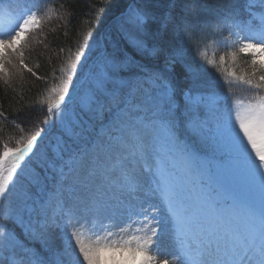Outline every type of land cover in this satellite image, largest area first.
I'll return each instance as SVG.
<instances>
[{"label": "snow or ice", "instance_id": "snow-or-ice-1", "mask_svg": "<svg viewBox=\"0 0 264 264\" xmlns=\"http://www.w3.org/2000/svg\"><path fill=\"white\" fill-rule=\"evenodd\" d=\"M255 3L167 0L161 11V0H126L115 16L122 51L109 50L102 23L68 50L43 115L14 145L0 141V264H103L105 252L121 254L111 264H157L165 234L174 250L159 264H264V61H251L257 83L238 77L257 98L233 106L230 87L206 91L212 62L194 69L186 59L189 47L233 38L239 53H264V0L259 13ZM34 8L0 0V72L18 54L43 80L20 51L41 28ZM47 137L54 143L38 155ZM102 220L103 237L85 243L81 230ZM111 229L126 238L110 239Z\"/></svg>", "mask_w": 264, "mask_h": 264}, {"label": "trees", "instance_id": "trees-1", "mask_svg": "<svg viewBox=\"0 0 264 264\" xmlns=\"http://www.w3.org/2000/svg\"><path fill=\"white\" fill-rule=\"evenodd\" d=\"M125 2L126 0H112L111 5H109L108 0H43V9L46 10L41 16V28L40 30H31L23 38V43L29 38H35L38 34L44 33L43 40H39L38 37L39 41L37 40L38 42L24 54V62L36 72L37 76L45 79L38 80L36 76L22 68L19 65V57L12 59L10 63H4L6 69L8 71L10 69L12 74L10 73L5 78L0 72V111L5 112L8 116L7 122L0 119V141H8L10 146L14 145L15 140L19 139L21 135H25L31 128V125L27 124L26 121L33 113L43 115L41 102L47 97L45 94L48 93L49 87L54 82L53 77L59 76V69L65 64L64 62L69 55L68 50L71 49L74 52L77 46L84 42V36L89 31L97 32V25L102 23L103 26L99 28L101 32L108 27L109 23L114 21L115 32L120 36L115 16ZM216 3L218 6H235L242 10V0H216ZM166 4L167 0H161V11L165 9ZM100 8L107 10L102 20L97 21L95 17ZM112 37L115 41L114 34ZM122 44L124 47L123 42ZM210 45L216 46L217 44L209 41L207 47ZM217 46L219 51L215 52L213 65L208 67V74L204 77L210 86L206 91H211L214 87L217 93L224 94L230 87L231 91L238 94V90L230 83L233 81L234 85L238 86L237 82H240L238 77L241 76L252 79L253 84L258 82L261 72L257 71L260 74L252 76L251 61L254 57L239 53L238 44L235 42L228 48ZM202 48H205L203 44L200 45L199 52ZM116 50L120 52L118 47ZM199 52L195 48L189 47L186 59L192 62L194 67L199 63ZM221 55L225 57L223 62L220 61ZM230 73H235V76H230ZM243 85V83L240 84V86ZM243 90L246 93L241 96L242 98L253 100L257 98L255 89L244 86ZM29 108H32L33 111L30 112ZM20 109L23 111H20L17 116ZM13 117H16V124L19 127L12 123ZM21 128H24L23 133L20 131ZM53 243L55 244L57 241L53 240Z\"/></svg>", "mask_w": 264, "mask_h": 264}, {"label": "rangeland", "instance_id": "rangeland-1", "mask_svg": "<svg viewBox=\"0 0 264 264\" xmlns=\"http://www.w3.org/2000/svg\"><path fill=\"white\" fill-rule=\"evenodd\" d=\"M11 1L15 5L16 0H11ZM21 1H23V0H21ZM25 1H27V2H25ZM25 1H24V3H27L29 6H31L33 3L39 5V8L38 9L34 8L33 10L34 11H37V15L41 18V16L44 14V12L46 10V9H43L44 8L43 5H42L43 0H25ZM24 3H21V4H24ZM246 3H248V0H242V8H241L242 10H243L244 5ZM253 10H255L257 13H259L261 11L260 6L258 4V0H256V3L253 5ZM244 18L245 19H248V15H247L246 12L244 13ZM113 23L111 24V27L109 26L108 29L106 30V32L104 33V39L108 41L109 50H116L117 49V46L119 45V50L122 51L124 48L121 47V44L118 41V40L121 39V37L118 36V34H117V38L115 39V41L113 40V37H112V34H114L115 31H116L115 26H114ZM254 23H258V21H254ZM93 34L95 35L96 32H93ZM223 35L227 36V32H224ZM43 36H44V33H40L35 38L34 37L31 38V39L29 38L27 41L24 40L25 43H23V38H22V40H21L22 47H21L20 51H22L24 54H26V52L30 48H32L35 45V43H37L39 40H43V38H44ZM38 37L40 38L39 40H38ZM233 42H235L234 41V38H233ZM219 45L222 48H224V45L223 44H219ZM218 51L219 50H218V46L217 45L216 46H214V45L211 46L210 45L209 47L202 48L200 50V52L198 53L199 63L207 64V62L211 61L212 63L211 64H208L207 67L212 66L213 65V59H214V56H215V52H218ZM244 54L246 56L254 57L258 61H264V53H258V54H255V56L253 55V53H244ZM18 57H19L18 54L11 55V56H9V57L6 58L5 62L7 63L9 60L12 61V59H17ZM64 63H66V61ZM4 68H5V71L2 72L1 74L5 78H7L10 75L11 72H10V69H9V71L6 69L5 65H4ZM194 69H195V67H194ZM256 74L259 75L260 73L259 72H256ZM54 82H58V81H54ZM230 84L233 85L234 88L237 89L238 92H239L238 94H235L233 91H231V95L229 97V102L233 106L236 105V102L237 101H240V102H243L244 104H247L250 101H254L255 100V99L253 100L251 98L246 99V98H242L241 97L244 93H246V91L243 90V87L244 86H248V85L244 84L243 86H240V84H242V83H240V82L238 83L237 82V85L238 86H236V85H234L233 81ZM217 94H219V93H217ZM219 95H223V94L220 93ZM262 95H264V93ZM45 96H48V93H46ZM247 96H248V94H247ZM249 96L252 97L251 95H249ZM52 143H54V141L52 140V137L45 138L44 141H42L41 143H39V145H37V149H36L37 154L39 155V154H42V153L46 152L49 148H51ZM225 163H227V162L225 161ZM30 172H31V166L25 168V173L24 174L26 176ZM204 180H205L206 183H210L208 181V178L207 177H205ZM49 181H51V177L50 176H49ZM213 187H215L214 184H213ZM39 191H40V197H42L44 199H48L49 197L52 196V193L51 192L44 191L43 188H42V186H41V189ZM116 194L117 195L120 194V190H119L118 187H117ZM221 195L223 197V194H221ZM224 198H226V197H224ZM107 225H109V221L108 220H102L101 222H98L94 228H92L91 225H88L84 229L81 230L82 231V234H81V237L80 238L82 240H84L85 243H93L98 238L103 237V235H104V226H107ZM111 230L114 231L116 233V235H114L110 239H119L120 237H125L126 238V235H127L126 233H120L118 231V229H111ZM100 242L101 243H104V241L102 239H101ZM56 244H58V241L54 245H56ZM173 250H174L173 249V242H172L171 238L167 234H165L164 236H162L161 242L159 244V253H160V255L157 257V264H158V261H161V260H163L165 258H170V254L173 252ZM113 255H115L117 257V259H119V257H120L121 254L119 252H116V253L105 252V253H103L102 254L103 264H111V262H110V260L108 258L111 257V256H113Z\"/></svg>", "mask_w": 264, "mask_h": 264}, {"label": "bare ground", "instance_id": "bare-ground-1", "mask_svg": "<svg viewBox=\"0 0 264 264\" xmlns=\"http://www.w3.org/2000/svg\"><path fill=\"white\" fill-rule=\"evenodd\" d=\"M109 26L111 27V25L108 24V27H109ZM108 27H107V29H108ZM159 262H160V261H158V264H159Z\"/></svg>", "mask_w": 264, "mask_h": 264}]
</instances>
